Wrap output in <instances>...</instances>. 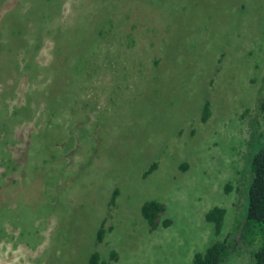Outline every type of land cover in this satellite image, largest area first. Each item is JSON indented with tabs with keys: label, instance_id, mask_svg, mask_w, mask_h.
I'll use <instances>...</instances> for the list:
<instances>
[{
	"label": "rangeland",
	"instance_id": "374dc122",
	"mask_svg": "<svg viewBox=\"0 0 264 264\" xmlns=\"http://www.w3.org/2000/svg\"><path fill=\"white\" fill-rule=\"evenodd\" d=\"M263 143L264 0H0V264H191Z\"/></svg>",
	"mask_w": 264,
	"mask_h": 264
},
{
	"label": "trees",
	"instance_id": "16d2710c",
	"mask_svg": "<svg viewBox=\"0 0 264 264\" xmlns=\"http://www.w3.org/2000/svg\"><path fill=\"white\" fill-rule=\"evenodd\" d=\"M209 103L202 109L201 121L205 122L209 116ZM156 167L152 164L148 172ZM252 178L248 185L246 211L244 218L239 222L233 233L222 240L211 243L204 252H195L191 264H228L233 256L239 255V250L245 245L251 246L249 253L251 264H264V143L254 154L251 161ZM117 195L113 192L112 201ZM164 212V205L157 200H148L141 205V215L146 220L150 230L159 225V218ZM225 209L213 206L205 213L206 221L213 224L215 235H219L224 223ZM169 219H163L161 225L170 224ZM103 226L97 232V241L102 240ZM87 264H104L97 252L90 255Z\"/></svg>",
	"mask_w": 264,
	"mask_h": 264
}]
</instances>
